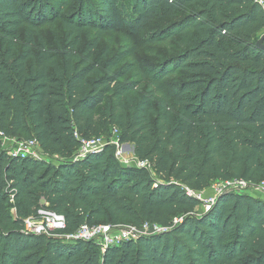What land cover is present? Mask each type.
<instances>
[{
  "label": "trees",
  "instance_id": "16d2710c",
  "mask_svg": "<svg viewBox=\"0 0 264 264\" xmlns=\"http://www.w3.org/2000/svg\"><path fill=\"white\" fill-rule=\"evenodd\" d=\"M76 1L64 14L66 0H0V264H264V198L228 190L197 214L200 200L185 189L264 179L261 6L135 0L132 15L123 0ZM182 9L154 37L180 34V50L145 71L138 94L142 79L125 78L135 63L121 64L131 49L98 48L102 34L137 32ZM57 20L62 37L49 42L40 28ZM113 127L144 165L120 163L112 144L76 155L82 140ZM1 135L33 139L43 156L8 153ZM40 209L65 227L26 232ZM144 222L167 230L104 250L64 238L84 223Z\"/></svg>",
  "mask_w": 264,
  "mask_h": 264
},
{
  "label": "rangeland",
  "instance_id": "374dc122",
  "mask_svg": "<svg viewBox=\"0 0 264 264\" xmlns=\"http://www.w3.org/2000/svg\"><path fill=\"white\" fill-rule=\"evenodd\" d=\"M66 7L64 8V14L73 13L72 11L76 9V0H66ZM126 4L128 11L133 15L137 13L139 8L135 4V0H123ZM189 9H182L174 16H157L148 23L139 27L137 32L129 31L127 28H122L115 31H107L102 34L99 41L98 48L103 46H108L111 53L119 50H129L131 53L127 58H124L121 62H134L135 66L130 70L125 78L132 77L135 79L141 78L142 83L137 88V93L140 94L146 86L147 76L144 75L146 70L153 69L155 64H158L163 59L168 58L176 54L181 48V38L180 34H174L167 37L165 40L155 41L154 37L156 33L162 32L165 27L172 21L180 18L188 12ZM40 32L46 37L49 42H53L56 38L62 37L63 29L59 20L55 21L53 25L43 26L40 28ZM264 33H261L258 37L259 41ZM262 45L264 42H261ZM180 76L179 72L173 73L164 78L165 82L176 81ZM124 78V79H125ZM122 79V80H124ZM110 130L109 136L111 139L116 138V134H112ZM13 141H6L2 144L3 148L8 149V147L13 144ZM15 145V143H14ZM123 147L121 149L122 154L118 156V161L124 165L129 166H139V160L134 154V148L132 144L122 143ZM38 149V148H37ZM40 150V149H39ZM77 152V151H76ZM54 159V158H53ZM51 161V160H50ZM55 162L54 160H52ZM222 180H212L208 185L200 191H194V195L200 200L199 205L195 209V213L199 214L202 212L204 203L212 197H216L217 188L221 186ZM244 192V191H243ZM246 193L252 195H258L264 198V195L259 192H253L248 190ZM128 224H119V227H126Z\"/></svg>",
  "mask_w": 264,
  "mask_h": 264
},
{
  "label": "built area",
  "instance_id": "2783aa9c",
  "mask_svg": "<svg viewBox=\"0 0 264 264\" xmlns=\"http://www.w3.org/2000/svg\"><path fill=\"white\" fill-rule=\"evenodd\" d=\"M254 1H256L261 6L264 13V0ZM111 132L112 134L117 135L115 139H111L110 136H99L88 140H82L81 146L77 150L76 155L82 156L89 151L100 149L106 144H112L115 147V156L116 158H118V156L122 154L121 149L123 145L119 142L118 139V129L116 127H113ZM1 137L2 144L6 141H13V144H11L8 149L5 148L10 154H17L20 156L28 155L33 157L43 156L38 148L37 142L33 139L25 140L18 139L16 137H7L4 135H1ZM144 164V162H138L139 166H142ZM185 189L190 195L195 196L194 190L189 189L187 186H185ZM216 190V197L220 193L228 190L238 192H247L248 190H251L253 192H259L264 195V179H262L258 183H252L244 179L223 180L221 182V186ZM216 197H212L211 199L207 200L206 203H204L202 211L206 212L207 210H209ZM38 213L40 214L39 218L28 217L24 220V230L26 232L49 235L50 233L57 232L65 227V220L62 215L45 209H40ZM179 219L180 218L176 217L173 222H177ZM166 230L167 227L158 224H151L148 222H144L140 227L132 225L119 227V225L103 223L90 225L84 223L77 229V231H75L73 234L65 235L64 238L71 240H92L101 248V250H104L107 246L117 245L124 240L136 239L140 235L156 234L164 232Z\"/></svg>",
  "mask_w": 264,
  "mask_h": 264
},
{
  "label": "water",
  "instance_id": "95a60500",
  "mask_svg": "<svg viewBox=\"0 0 264 264\" xmlns=\"http://www.w3.org/2000/svg\"><path fill=\"white\" fill-rule=\"evenodd\" d=\"M263 40H264V35L261 37V39L259 40V41H257V45L259 46V47H261V48H264V44L262 45V43L261 42H263ZM129 145V144H128Z\"/></svg>",
  "mask_w": 264,
  "mask_h": 264
}]
</instances>
